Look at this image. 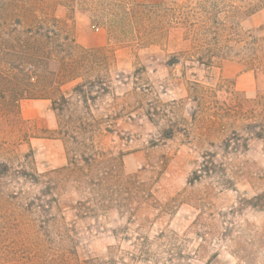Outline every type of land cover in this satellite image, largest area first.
Returning <instances> with one entry per match:
<instances>
[{"label": "rangeland", "instance_id": "rangeland-1", "mask_svg": "<svg viewBox=\"0 0 264 264\" xmlns=\"http://www.w3.org/2000/svg\"><path fill=\"white\" fill-rule=\"evenodd\" d=\"M135 1L191 11L192 23L202 13L203 0ZM225 2L232 29L207 36L231 48L210 51V63L174 22L132 41L86 7L37 13L55 20L52 39L47 24L36 36L0 20V264H43L64 249L87 264H264V140L244 129L264 95V0ZM66 37L97 57L81 75L98 100L76 113L91 124L96 163L79 162L78 184L63 169L81 152L53 133L50 100L14 103L15 73L6 76L29 43L67 51Z\"/></svg>", "mask_w": 264, "mask_h": 264}, {"label": "trees", "instance_id": "trees-1", "mask_svg": "<svg viewBox=\"0 0 264 264\" xmlns=\"http://www.w3.org/2000/svg\"><path fill=\"white\" fill-rule=\"evenodd\" d=\"M56 4L67 7L71 11L86 7L89 11L88 16L91 18L104 19L109 34L117 40L130 38L134 41L142 40L144 37H156L165 25L171 26L169 24L174 22L181 25L188 35L198 36V40L203 43L198 47L206 53L207 63H210L213 56L207 55L210 51L230 50L231 47H223L216 41L221 36L219 33H223L229 27L228 25H230L229 29H232L231 24L237 18L234 4L228 5L229 3L225 0H203L199 4L202 13L196 23L190 20L191 11L187 10L179 18L178 10L173 5L139 4L135 0H4V3L0 2V20H3V25L7 24L11 27L26 24L28 34L36 36L42 33V24H47L48 32L46 36H43L50 39L51 36H58L54 30L56 29L55 20L50 16L47 17L49 19L42 21L37 13ZM226 8L230 9L227 11ZM222 11L225 16L221 20L207 17L208 14L215 16ZM178 18L180 21H177ZM211 34L217 37V39L210 38V41L214 42L212 45L207 36ZM64 40L67 51H35L37 46H42L36 41H33V44L29 43L30 50L25 55L21 52L18 57L19 63L9 64L6 76L11 80L15 73L16 84L13 85L12 91L16 98L14 103H18L20 99L50 100L57 124L53 133L59 140L71 145L69 150L74 153L81 152L80 159L74 154L72 158H69L68 166L63 169L68 173L64 177L68 176L73 179L74 184H78L85 180L83 178L85 175L78 167L79 162L84 163L88 169H92L96 163V154H88L90 151L87 141L91 134L88 128L91 124L76 113L79 107L90 109L98 100V97L93 95L95 81L89 76L81 75L83 69L92 70L97 57L94 53L87 51H72L73 45L70 44L69 38L66 37ZM197 62L207 65L203 59ZM71 83L74 85L69 92L65 93L61 90L63 86ZM35 92L39 95H34ZM254 104L255 123L245 125L244 129L252 128L255 130V137L264 140V95L259 96ZM92 123H95L93 119ZM81 169L84 168L81 167ZM57 173L62 175V171ZM43 264L87 263L78 261L75 259V253L64 249L54 251L48 261Z\"/></svg>", "mask_w": 264, "mask_h": 264}]
</instances>
